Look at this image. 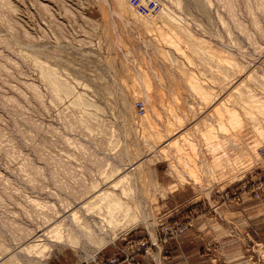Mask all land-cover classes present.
Masks as SVG:
<instances>
[{
	"label": "rangeland",
	"instance_id": "rangeland-1",
	"mask_svg": "<svg viewBox=\"0 0 264 264\" xmlns=\"http://www.w3.org/2000/svg\"><path fill=\"white\" fill-rule=\"evenodd\" d=\"M156 1L0 0V264H264V0Z\"/></svg>",
	"mask_w": 264,
	"mask_h": 264
},
{
	"label": "bare ground",
	"instance_id": "bare-ground-1",
	"mask_svg": "<svg viewBox=\"0 0 264 264\" xmlns=\"http://www.w3.org/2000/svg\"><path fill=\"white\" fill-rule=\"evenodd\" d=\"M143 1V0H142ZM142 1H141V3H142ZM150 0H147V2H146V6H147V4H148V2H149ZM154 1H156V0H154ZM157 2V1H156ZM150 10V9H149ZM53 82V81H52ZM139 101H141L142 103H143V105H144V102L142 101V100H139ZM144 110H145V105H144V109H143V111H140L139 109H138V111L141 113V112H144ZM230 114V116H229V119H230V121L232 122V123H234L236 120H234L235 119V117H233L232 116V114L231 113H229ZM237 122V121H236ZM215 148V147H214ZM230 163V162H229ZM228 163V164H229ZM98 195L101 197V199L104 201V208H103V212L101 211V209H98V211H101V212H99V213H103L104 214V216H105V218H107V222H113V221H115L116 220V214L117 213H120V212H122V214H123V216H126L127 214H129V205L128 204H126V203H124L118 196H111V193H109V192H107V191H105V190H103V189H100L99 191H98ZM141 212V211H140ZM144 214V213H143ZM144 216V215H143ZM144 218H145V216H144ZM83 226H85L84 228H87L86 227V225H83ZM56 229V228H55ZM54 229V231H55V233L57 232V229L55 230ZM88 229V228H87ZM90 230V229H89ZM88 230V232H90ZM87 232V231H86Z\"/></svg>",
	"mask_w": 264,
	"mask_h": 264
},
{
	"label": "built area",
	"instance_id": "built-area-1",
	"mask_svg": "<svg viewBox=\"0 0 264 264\" xmlns=\"http://www.w3.org/2000/svg\"><path fill=\"white\" fill-rule=\"evenodd\" d=\"M141 1L142 0H129L130 4L136 8L140 7L141 6ZM146 8V7H145ZM161 8V5L160 3L157 1H154V0H150L147 4V10L148 12H156L158 11L159 9ZM150 9V10H149ZM138 109L140 111H143L144 109V105L141 101H138ZM262 186H263V183H258L254 188V194L257 195L260 190L262 189Z\"/></svg>",
	"mask_w": 264,
	"mask_h": 264
},
{
	"label": "crops",
	"instance_id": "crops-1",
	"mask_svg": "<svg viewBox=\"0 0 264 264\" xmlns=\"http://www.w3.org/2000/svg\"><path fill=\"white\" fill-rule=\"evenodd\" d=\"M241 212H242V214H244V216H245V213H244L245 210H241ZM246 213L248 214L249 212L246 211ZM247 222H248V221H247Z\"/></svg>",
	"mask_w": 264,
	"mask_h": 264
}]
</instances>
